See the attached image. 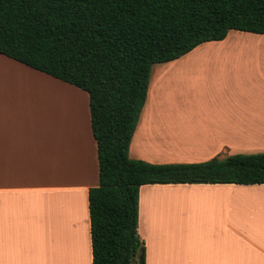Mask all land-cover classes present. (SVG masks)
<instances>
[{"label":"crops","instance_id":"obj_1","mask_svg":"<svg viewBox=\"0 0 264 264\" xmlns=\"http://www.w3.org/2000/svg\"><path fill=\"white\" fill-rule=\"evenodd\" d=\"M234 31L241 33L233 34ZM244 33L255 35L231 29L224 39L207 41L211 44L204 47L212 50L211 55L188 54L207 43L203 42L187 54L164 62V70L158 75H164L163 79L150 86L152 68L164 63L152 65L147 98L130 142L129 157L154 164L197 163L213 157L225 158L220 153L238 154L236 145L264 136V40L251 39ZM240 35L244 41H229L238 40ZM238 46L243 47V54H228ZM194 60L205 67L200 101L207 104H160L157 94L162 88L166 95L168 72L187 80ZM38 72L0 54V264H43L45 249L51 251L53 243L65 244L80 214L84 217L81 221L86 222V254L91 264L88 190L99 181L96 141L91 127L87 132L83 125V129L74 131L75 135L68 131L70 113L62 111L60 118L59 112L56 117L52 111L45 114L48 94L57 96L56 102L65 103L68 100L59 95L69 93L60 87H33V79L41 75ZM29 73L35 78L29 79ZM163 80L167 83L162 84ZM165 110L163 116L161 112ZM169 111L180 117L167 114ZM190 114L194 115L192 119ZM76 117L80 122V116ZM155 117L161 119L158 126L153 121ZM189 121L195 126L205 124L201 138L186 134L192 129ZM146 124L149 130L144 128ZM142 130H146L143 137L149 141L159 143L161 132L160 141L165 142L164 137H188L193 145L186 153L161 155L156 150L145 155V140L137 139ZM189 199H194V203H189ZM175 200L184 202L186 211L194 205L199 214L195 218L187 213L176 214ZM239 215L243 218L237 220ZM247 221L251 226L261 223L263 229L250 233L237 225ZM138 234L146 248L145 264H264V184L143 185L139 190ZM80 237L77 235L78 241ZM78 241L76 262L82 264L83 248ZM54 257L57 264H62L60 255ZM71 259L75 264V257Z\"/></svg>","mask_w":264,"mask_h":264},{"label":"trees","instance_id":"obj_2","mask_svg":"<svg viewBox=\"0 0 264 264\" xmlns=\"http://www.w3.org/2000/svg\"><path fill=\"white\" fill-rule=\"evenodd\" d=\"M231 29L264 34V0H0V54L88 93L98 185L88 190L91 264H145L147 184H264V152L197 163L129 157L153 64Z\"/></svg>","mask_w":264,"mask_h":264},{"label":"rangeland","instance_id":"obj_3","mask_svg":"<svg viewBox=\"0 0 264 264\" xmlns=\"http://www.w3.org/2000/svg\"><path fill=\"white\" fill-rule=\"evenodd\" d=\"M241 32H236L234 31L233 34H239ZM247 35V37L252 38H262V40H264V35H254V34H249V33H244ZM240 38L238 40L231 38L229 41H236V42H242L244 40L241 39V35L239 36ZM206 44H211L210 42L204 43L200 46H198L196 49H194L193 51H191L190 54L191 56L197 57L198 56H206V55H211L213 54L212 50L209 47H204L206 46ZM243 44V43H241ZM264 47V45H262ZM237 48V49H236ZM239 49V50H238ZM243 51V47L242 46H238L233 48L228 54L230 53H235V54H243L241 51ZM224 52V51H222ZM217 53V52H216ZM215 53V54H216ZM225 53V52H224ZM246 54V53H244ZM191 68L192 70L190 71V77L187 80H182L180 79L179 74L176 73V77L174 76L173 73H171L172 71L168 72L167 75V79L166 80L168 82V86L169 88H167L166 90V95H165V89L160 88L158 90V101L160 104H164V102L168 103H172V104H177V107H181V106H186L188 105H201V104H207L205 102L200 101V96L203 97L201 95L202 90L204 89L205 85H204V80L202 77V74L205 71V67L204 64L202 62H199V60H194L193 62H191ZM164 66L165 63L163 65H161L160 67L152 68V78L150 81V86L153 85V82H157L158 80L161 81L163 79V76L161 78H158L159 72L161 70H164ZM210 66V65H208ZM178 67V66H177ZM173 69H175V67H173ZM31 69H29V72ZM179 70V68H177V71ZM34 73V71H32ZM41 75H38V79H33V87L35 86H40L42 85L43 87H51V88H56V87H60L62 89H65L64 91H66V93H69L71 96L68 95H59L61 97V99L66 98L65 100L67 101V105L62 103V102H56L57 96L55 97L54 95V99L50 98V95H48L50 98L49 100H46L44 102V111L45 114L48 111H52L54 113V117H56L58 114L56 112H59V118L61 117V112H67L70 113V120L71 123L70 124V129L68 130L71 134H74V131H76V129L78 128L77 131H79V129H83L82 126L84 125V127H86V129L84 131H89V120H90V115H89V96L88 93L80 88H77L73 85H70L68 83H64L61 82L57 79H54L44 73L38 72ZM36 74V73H35ZM41 77V78H39ZM196 77L198 78V81L196 79ZM30 78H35V77H31L30 73H29V79ZM47 81V82H46ZM40 82V83H39ZM165 82V80L162 81V84L167 83ZM49 83V84H48ZM181 83V84H180ZM180 84V85H179ZM30 86V85H29ZM38 86V87H39ZM54 90V89H52ZM198 98V101L194 100L193 97H195V92ZM150 94V91H149ZM64 96V97H62ZM151 100V102L154 99V95L152 93V96L149 98ZM148 99V102H149ZM64 100V99H63ZM155 101V100H154ZM149 102V103H151ZM180 104V105H178ZM69 108V109H68ZM77 110L79 111V113H81V120L80 122L77 123V115H75V113L77 112ZM172 112L175 111L174 109L171 110ZM178 112H180L177 109ZM172 112H168L167 114H171ZM163 113V116H166V110L161 112ZM176 118L180 117L179 114L177 112L172 113ZM193 114H190L189 118H193ZM58 118V119H59ZM161 119H156V117L153 119L154 123L158 126L160 123ZM165 119H163L162 121H164ZM61 121V120H60ZM73 122V123H72ZM190 124L192 125V129L190 132L186 133L188 136H198L199 138H201L200 136H202L204 134L205 131V124H201L199 123L198 125H194L193 122L189 121ZM171 123L170 119L169 122ZM78 126V127H77ZM145 129L149 130V125H145L144 127ZM176 128H170V131H173ZM83 131V130H82ZM146 130H142V132L138 133L137 135V139L142 140L141 142H143L145 140V147L146 150H143V154L148 155L151 154L153 151L158 150V154L163 155L164 153L167 154H176L177 152H179L180 154L182 152H188L190 151V147L193 145L190 144L192 142L191 139H189L188 137H184L182 140H178V138H173V137H164V141H160V133H158V138H159V143H156L154 141H149L147 140V136H145V138L143 137V133ZM160 131H162V127L160 128ZM68 132V133H69ZM81 133V132H80ZM58 136L62 137L61 135H59V133H57ZM66 135V134H65ZM83 135V133H82ZM92 136V134H91ZM69 137V136H68ZM67 137V138H68ZM70 137H72L70 135ZM84 137V136H82ZM81 137V139H83ZM236 152L238 153H242L244 154L246 152L247 153H257V152H262L264 151V136H256L251 138V140L247 143L241 144V145H236ZM248 151V152H247ZM178 154V153H177ZM220 155H223L224 157L228 156L229 154L226 153H220ZM131 158V157H130ZM134 159V158H131ZM189 203H194V199H189L188 200ZM175 205V209H176V214L178 215H182L187 213L188 215L190 214L192 218H195L197 214L196 213V208L191 207L190 211H186L184 209V202L181 201H176L174 202ZM187 205L189 206V204L187 203ZM261 211V209H259V212ZM243 216L239 215L237 216V220L242 219ZM80 219V220H79ZM81 219H84V217L80 215H78L76 217V226L75 228H71L70 230V235L68 240L65 242V244H58V243H53L51 245V251H49V249H45L44 251V257H43V264H57L56 260H55V255L56 258L58 255L61 256V260H62V264H72L71 262V257H75V264H77L76 262V254H77V248H76V241H77V235L81 236V243H82V248H83V252H82V256H83V262L82 264H88L87 262V254H86V246H87V242H86V236H85V225L86 222L81 221ZM237 225L240 227H243L244 229H246L247 231H249L250 233H254V232H260V231H256L258 229H263L261 226V223H259V226H251V222L247 221L246 223H242V222H237ZM73 233V235H72ZM238 246V244H237ZM240 249V248H239Z\"/></svg>","mask_w":264,"mask_h":264},{"label":"bare ground","instance_id":"obj_4","mask_svg":"<svg viewBox=\"0 0 264 264\" xmlns=\"http://www.w3.org/2000/svg\"><path fill=\"white\" fill-rule=\"evenodd\" d=\"M46 82H47V81H46ZM48 84H49V83H48ZM47 88H48V87H47ZM47 88H45V89L47 90ZM48 92L50 93V90H49ZM45 94H48V93L45 92ZM48 95H49V94H48ZM55 97H56V96H55ZM55 97H54L53 95L51 96V93H50V98L53 99L54 101H55V99H54ZM66 103H67V102H65L64 104H66ZM66 105H67V104H66ZM67 107H68V105H67ZM78 113H79V111H77V116H78V117L80 116V118H81V113H79V115H78ZM77 239H78V238H77ZM80 240H81V239H80ZM80 240H79V241H80ZM77 241H78V240H77ZM77 241H76V242H77ZM79 241H78V242H79ZM77 249H78V244H77ZM79 264H80V263H79Z\"/></svg>","mask_w":264,"mask_h":264}]
</instances>
